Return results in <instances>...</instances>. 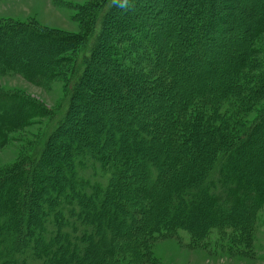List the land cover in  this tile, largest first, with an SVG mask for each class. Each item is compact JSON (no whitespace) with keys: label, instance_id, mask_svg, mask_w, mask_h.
<instances>
[{"label":"trees","instance_id":"trees-1","mask_svg":"<svg viewBox=\"0 0 264 264\" xmlns=\"http://www.w3.org/2000/svg\"><path fill=\"white\" fill-rule=\"evenodd\" d=\"M115 1L118 4L127 0L108 1L104 6V18L112 11ZM188 1L172 0L171 6V3L166 4L170 6L172 18L180 21L173 25L168 18L164 19L165 26H158L160 30L149 22L152 31L147 34L148 40L144 38L146 33L140 32L141 28L139 32L136 30L138 24L133 17L129 23L123 21L128 27L131 25L132 35L115 28L117 20L109 15L108 19L114 22H108L109 30L115 28L116 39L125 42L124 50L99 46L97 39L102 30L99 27L98 33L95 32L88 40L90 54L86 50L84 55L91 57L94 48L98 47L99 56L105 60L118 50L127 59L128 55L136 54L131 44L139 45L138 54L143 53L144 58L150 59L151 68L164 75L169 85L183 81L182 87L178 86L173 94L169 90L166 94L150 92L149 97L160 94L168 100V103L163 100L158 104L164 102L169 113L154 116L166 120L163 128L149 127L130 118L120 123L115 115L107 116L111 122L113 120V128L122 124L123 128H120L127 131L126 123L139 139L151 142L161 136L166 146L161 143L160 147L164 148L157 147L153 152L150 146L142 144L143 151L148 152L143 157L138 147L142 140L130 138L131 134L122 136L118 132L119 135L116 134L114 140L112 138L114 145L111 146L106 142L103 144V131H88L78 144H72L71 138L62 136L60 143L52 148L53 153L47 154L44 161L42 156L46 146L43 144L39 153L24 164L0 174V264H110L111 259L119 255L122 247L118 249V246L124 241L145 245L178 231L187 233L191 240H197L210 232L232 236L236 229L240 232L257 229L259 215L256 211L264 200V104L258 116L241 132L234 133L231 125L238 124V116L254 108L257 99L264 96V67L260 69L264 61H260L256 40L264 31V0H257L258 8L253 6L249 21L245 13L240 14L241 20L236 19L234 28L239 32L232 38L235 44V38L239 37L241 47L232 44L223 46L220 51L214 46L215 39H206V36L214 24L218 23L220 27L229 25L230 13L233 15L235 12L222 15L213 12L211 0H195L193 4L205 5L191 10ZM239 1L247 4V0ZM152 5L155 7V3ZM147 8L140 7L144 19ZM245 8L247 10L248 5L241 9ZM154 9L153 18H158L161 10ZM158 19L163 22L161 17ZM171 27L175 32L172 37ZM6 30L0 26V69L10 75L23 74L28 79L37 78L41 82L52 79L56 74L54 70L59 64L54 62L55 54L70 51L78 41V38L70 36L59 38L65 44L54 45L52 50L47 48L41 55L34 49L42 48L43 43L39 45L38 42L34 47L27 45L24 49L19 48L20 41L15 46L9 45L12 39L6 37ZM26 32L20 31L16 36L22 39L20 35H27ZM167 39L171 45L167 46ZM183 39L185 44L181 42ZM203 39L206 46L210 43L212 46L206 47ZM148 41L155 46L152 47ZM229 41L230 38L227 39ZM67 54L60 63L66 61ZM214 55L219 57L216 62L212 59ZM194 56L200 65L192 68L186 62ZM87 62L90 65V58L85 60ZM113 62L119 64L120 61ZM210 64L214 67L208 72L206 68ZM84 72L79 70L75 85L82 83ZM91 77H94V71ZM104 77L109 80L108 76ZM74 87L69 99L75 94L82 96ZM145 97L134 101L142 105L149 100ZM226 102L235 107L229 112L225 109L220 111V103ZM127 104L130 107L128 102L120 106ZM148 105L154 107L152 102ZM69 107L66 105L49 136L60 130ZM38 110L40 107L27 98L0 91V148L10 141V135L30 125L34 116L39 114ZM132 114L138 118L136 111ZM141 127L151 137H145ZM259 129L260 141L254 136ZM253 143L258 144L259 150L248 153L244 148ZM60 146L67 149L61 151ZM40 162L55 176L64 171L62 177L60 175L47 185ZM128 168L134 169L128 172ZM127 174L130 181L124 178ZM98 176L100 180L95 181ZM42 192L47 195L41 196ZM34 193L38 195L34 196ZM132 214L134 217L130 216ZM121 235H124L123 240Z\"/></svg>","mask_w":264,"mask_h":264},{"label":"rangeland","instance_id":"rangeland-1","mask_svg":"<svg viewBox=\"0 0 264 264\" xmlns=\"http://www.w3.org/2000/svg\"><path fill=\"white\" fill-rule=\"evenodd\" d=\"M108 1L110 0H0V26L7 28L5 31L6 37L12 39L9 45L14 44L15 46L17 45L16 42L20 41L19 48L24 49L27 45H32V47H34L37 46L38 42L39 45L43 43L42 48L39 46L37 49H34V51H37V54H41V52H44L47 48H51L50 50L54 49V45L62 46V44H65L59 38L64 39L69 36L78 38L73 49L55 54L54 62L57 61L59 65L54 70L56 74L50 80L41 82L37 80V78L31 77L28 79L24 77L23 74L10 75L0 69V91H8L21 95L40 107V110L37 111L39 114L34 116L31 120L32 123L10 135V141L0 148V174L24 164L33 155L39 153L43 144L46 146V150L42 156V160L44 161L47 154L53 153L54 149L52 148L60 143L62 136H68L71 138L72 144H78L81 137H84L88 131H103L105 134V137H103V144L106 142V144L111 146L112 144L114 145L113 140L116 134L119 135L120 133L122 136H124V134L125 136L126 134H131L130 138H136L138 141L142 140L141 146L138 145V147L140 148V155L143 157H145L146 154L148 155V152L143 151L144 145L150 146V151L153 152H156L157 147L163 149L166 146L165 142L161 141V136H159V139L154 138V140L148 142V140L143 138L139 139L135 136L136 134L133 135L131 126H128L126 123L125 126H127L128 129L127 131H123L121 129L123 128L122 124L119 128H113V120L111 122L109 118L107 119V116L110 114L115 115L114 117H116L117 120H121L119 121L120 123L130 118L132 121H141L144 125L149 127L155 125L157 128H163L166 126V120H161L160 117L156 118L154 116L157 114L162 116V112L164 114L169 113V109L165 107L166 105H163L165 101L168 103V100L164 98L165 96L161 97L160 94H152V97H149L150 92L157 91L158 93L164 92L166 94L169 90V93L173 94L178 86L182 87L181 84L183 83V81H177L173 86L170 83L175 89L170 87L166 77L155 72L151 68L150 59L147 60V58H144L143 53H141L142 55L138 54L137 50L139 45L137 47V45L133 46L130 43L131 49L134 50L136 54L128 55V58L125 59L126 57L121 54V51L124 50L125 42L122 39H116L118 35L115 31L113 32V29L120 28V31H125L127 34L129 32V34L133 35L134 30L131 29V25L128 27L127 24H123V21L129 23L131 17H133L135 23L138 24L136 30L139 32L141 28L140 32L146 33V35H143L144 38L148 40L147 37L149 35L147 34L152 31L149 22L153 27L158 28V26H165L164 19L168 18L173 25H176L180 19L175 20L172 18L171 11L169 10L173 3L172 0H127L118 4H116L118 1H115L116 5L113 4L112 11L104 18V6ZM157 1L161 2L157 3ZM193 1L195 0H189L187 2L191 10L195 7L205 5V3H198V5L193 4ZM211 1L210 3L213 4V12L217 11L220 15L225 12H235L233 15L230 13L229 25L220 27L218 23L214 24V28L210 29L206 36V39H215L216 42L214 46L220 51L223 46H231L234 44V38H232V36H237L239 32L238 28H234L236 27V19L241 20L240 14L242 15L245 13V18L249 21L252 17L253 6L255 5V7L258 8V1L250 0L251 2L253 1L252 5L249 4L247 0V10L246 8L244 10L241 9L243 6L246 7V5H244L246 2L242 4L239 0ZM152 3H155V7L161 10L158 18L161 17L163 22H160L158 18H153L155 7ZM169 3L171 4L168 7L166 4ZM141 6L143 8L149 7L147 8L148 12L145 13L146 19H144L140 13ZM109 15L115 16L114 18L117 20L116 27H112L110 30L108 26L110 23L113 24L114 22L108 19L110 18L108 17ZM118 15H121V17ZM236 15H239V17L237 18ZM233 17H235V20H233ZM135 23L132 22V24ZM143 24H145V26ZM239 24L240 23H238V27L240 26ZM227 27H229L228 31H222V29H226ZM98 28L100 30L102 29L97 39L99 46L105 45L121 50L114 52L106 60L102 56H99L100 52L97 50L98 47L94 48L91 57L84 56L86 50H89L87 48L88 40L92 38L91 35L95 34V32L98 33ZM17 29H20V31H27V35H20L22 39L18 38L19 35H16L20 33V31ZM173 29L174 28L171 27L172 33L170 37L175 35ZM229 38L230 41L227 42ZM235 40V44L240 48L241 44L239 37L235 38ZM256 40L259 48L258 55L261 56L260 61H264V31ZM202 41L206 46L204 39ZM181 42L185 44L186 40L183 39ZM149 44L152 47L155 46V44ZM166 44L167 46L168 44L171 45L168 39L166 40ZM211 46L212 44L210 43L209 46L206 47ZM206 47L204 48L206 49ZM90 51L91 50L88 51L89 54ZM66 54V61L60 63ZM88 57L90 58V65L89 62L85 63V60H89ZM118 59L120 61L119 64L118 62H113ZM212 59L216 62L219 57L218 55H214ZM196 62L199 61L197 56H194L189 58L186 63L192 68L193 66L199 67L200 64ZM186 63L184 64L186 65ZM185 65L184 68L186 67ZM261 65L262 64H260V69L264 67V65ZM90 66H92V68L88 70ZM213 67L214 65L210 64L206 69L210 72V69ZM79 70H85L84 73L86 75L82 79V83H76L75 85L74 80ZM200 70L202 71L203 68ZM92 71H94V77L90 79ZM104 76H108L109 80L107 79L108 81H106ZM73 84L75 86H73L74 89H78V91L82 93V96H80V94H75L72 99H69L71 88H73L71 86ZM148 91L149 94H147ZM85 94L86 96H83ZM99 95H101V98ZM145 96L149 97V100L146 101L147 104L144 102V104L141 105L139 102L134 101L139 100L140 97L144 98ZM160 97L161 99H159ZM163 100L164 102L159 105V101L162 102ZM150 101L154 104V107L148 105L151 103ZM257 101L254 108L252 107L250 111L248 110V112L238 116V124L231 125V130L234 133L237 134L244 130L246 125L258 116V112L261 111L260 107L264 104V96L257 99ZM94 102H96L99 107L95 105ZM126 102L130 103V107L128 104L125 107L120 106L122 103L125 104ZM68 104L70 107L65 122L60 127V130L52 136H49L51 128L55 125ZM160 107L162 109H160ZM234 107L235 106H231L226 102L220 103L218 108L220 111L225 109V111L229 112V110ZM206 108L207 110L210 109L208 107ZM207 110L205 111L207 112ZM134 111L137 112L138 118L132 114ZM225 116L226 115H224V117ZM133 117H135V120ZM98 118H103V120H98ZM221 120L222 118H220V121ZM262 124L264 126V122ZM111 127L113 129L108 133ZM142 128L143 127L140 128L142 134L145 137H151V134ZM254 136L258 137L257 139L260 141V129L258 134ZM127 141H129V139ZM161 143L164 147H160ZM142 144L144 145L142 146ZM262 145H264V143H262ZM60 148L61 151L67 149L65 146H60ZM257 148L258 144L253 143L245 146L244 149L250 153L252 150L256 151ZM258 150L259 149H257V151ZM68 151H70V146ZM41 164L40 162L39 167L42 169L43 174L47 176L44 175L47 185H50L52 180L60 175L62 177L64 171H59L60 175L55 176L52 170H48L43 165L41 166ZM133 165L134 164H132V167ZM133 169L128 168L127 170L131 172ZM124 178L130 181L129 174L125 175ZM99 180L100 177L98 176L95 181ZM35 195L38 194L34 193V196ZM40 195L46 196L47 193L42 192ZM256 213L259 215V221L257 229H255L254 232H240L239 229H236V232L232 236H224L217 232H210L204 238L191 240L188 234L183 231H178L175 235H167L166 237L149 241L145 245L144 243L135 244L133 242L129 243L124 241L123 244L121 243L119 246L116 245L118 249L120 247H122V249L119 250V255L111 259L110 264H264V200ZM130 216L134 217L133 214ZM104 233L107 232L104 231ZM121 239H124V235H121ZM113 240L111 236V241Z\"/></svg>","mask_w":264,"mask_h":264},{"label":"bare ground","instance_id":"bare-ground-1","mask_svg":"<svg viewBox=\"0 0 264 264\" xmlns=\"http://www.w3.org/2000/svg\"><path fill=\"white\" fill-rule=\"evenodd\" d=\"M229 30V29H228ZM126 86V85H125Z\"/></svg>","mask_w":264,"mask_h":264}]
</instances>
